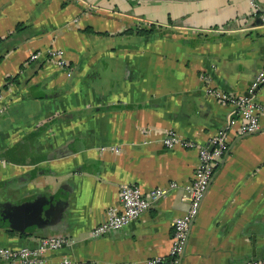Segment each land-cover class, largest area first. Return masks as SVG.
Wrapping results in <instances>:
<instances>
[{
	"label": "crops",
	"instance_id": "crops-1",
	"mask_svg": "<svg viewBox=\"0 0 264 264\" xmlns=\"http://www.w3.org/2000/svg\"><path fill=\"white\" fill-rule=\"evenodd\" d=\"M255 1L256 13L249 0H0V202L65 199L45 226L0 225V244L69 238L43 264H144L166 255L198 152L166 147L163 136L173 129L205 144L230 119L240 122L205 88L247 93L264 67V0ZM50 45L63 50L66 66L46 57ZM253 95L264 102V83ZM260 122L255 133L231 134L180 264L264 258ZM127 183L168 188L138 218L92 235Z\"/></svg>",
	"mask_w": 264,
	"mask_h": 264
},
{
	"label": "built area",
	"instance_id": "built-area-1",
	"mask_svg": "<svg viewBox=\"0 0 264 264\" xmlns=\"http://www.w3.org/2000/svg\"><path fill=\"white\" fill-rule=\"evenodd\" d=\"M249 1L252 10L255 13L258 12L259 6L257 2L255 0ZM259 18L261 25L264 26V14L260 13ZM40 53L39 50L33 51L29 54L28 59H36ZM44 53L48 59L58 66L67 65L63 50L59 46L50 45L45 48ZM263 83L264 67L256 72L247 88V93L235 94L206 84L205 91L214 96L219 102L231 104L235 109V113L241 119L237 125H235L234 120L230 119L227 124L219 127L211 135L207 143L198 144L193 140L183 139L173 129H167L165 132L163 144L166 147L183 144L188 148H196L198 161L192 180L185 184L183 188L182 199L187 203V207L185 212L176 217L172 223L173 230L168 253L166 255L147 257L144 264H180L191 224L198 213L203 196L219 161L229 149L231 134H251L259 131L261 128L260 120L264 116V102L257 100L253 94ZM175 185L176 182L174 181L169 184L170 187ZM167 188L161 186L143 190L135 183L123 184L120 188L119 205L111 206L106 210L103 220L93 227L91 234L99 236L125 226L158 201L166 193ZM70 243L71 241L65 235H53L40 238L34 246L9 248L0 244V261L8 264H15L17 262L21 264H43L47 259L46 253L48 251L58 250ZM52 264H73V262L68 258H63ZM234 264H264V258L251 257Z\"/></svg>",
	"mask_w": 264,
	"mask_h": 264
},
{
	"label": "water",
	"instance_id": "water-1",
	"mask_svg": "<svg viewBox=\"0 0 264 264\" xmlns=\"http://www.w3.org/2000/svg\"><path fill=\"white\" fill-rule=\"evenodd\" d=\"M65 199L53 194L36 195L20 202H0V225L17 230L33 229L52 222Z\"/></svg>",
	"mask_w": 264,
	"mask_h": 264
},
{
	"label": "trees",
	"instance_id": "trees-1",
	"mask_svg": "<svg viewBox=\"0 0 264 264\" xmlns=\"http://www.w3.org/2000/svg\"><path fill=\"white\" fill-rule=\"evenodd\" d=\"M20 26H21V23H18L17 26H16V28H19Z\"/></svg>",
	"mask_w": 264,
	"mask_h": 264
}]
</instances>
